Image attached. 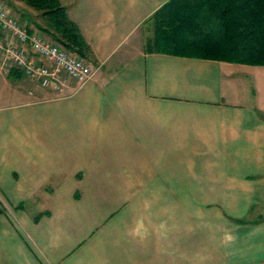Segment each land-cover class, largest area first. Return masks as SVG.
I'll use <instances>...</instances> for the list:
<instances>
[{
  "label": "crops",
  "instance_id": "0c3cea01",
  "mask_svg": "<svg viewBox=\"0 0 264 264\" xmlns=\"http://www.w3.org/2000/svg\"><path fill=\"white\" fill-rule=\"evenodd\" d=\"M60 1L96 70L0 65V264H264V64L146 50L167 0Z\"/></svg>",
  "mask_w": 264,
  "mask_h": 264
},
{
  "label": "trees",
  "instance_id": "16d2710c",
  "mask_svg": "<svg viewBox=\"0 0 264 264\" xmlns=\"http://www.w3.org/2000/svg\"><path fill=\"white\" fill-rule=\"evenodd\" d=\"M20 1L37 12L38 29L90 57L89 46L60 0ZM146 22L152 31L144 43L148 51L264 64V0H167Z\"/></svg>",
  "mask_w": 264,
  "mask_h": 264
},
{
  "label": "built area",
  "instance_id": "2783aa9c",
  "mask_svg": "<svg viewBox=\"0 0 264 264\" xmlns=\"http://www.w3.org/2000/svg\"><path fill=\"white\" fill-rule=\"evenodd\" d=\"M0 65L18 70L32 83L53 88L58 87L63 75L82 84L96 70L87 58L55 42L40 29L29 30L7 0H0Z\"/></svg>",
  "mask_w": 264,
  "mask_h": 264
},
{
  "label": "rangeland",
  "instance_id": "374dc122",
  "mask_svg": "<svg viewBox=\"0 0 264 264\" xmlns=\"http://www.w3.org/2000/svg\"><path fill=\"white\" fill-rule=\"evenodd\" d=\"M7 2L13 8H15L14 11H16L18 14L23 12V11H26L30 14H33L32 16L35 17L36 20L41 22L40 17L36 14L37 12L33 8H31L28 5H26L25 3H23L22 1H20V0H7ZM142 33H143V39L142 40H143V43H145L146 38L151 36V33H152L150 23H147L145 26H143Z\"/></svg>",
  "mask_w": 264,
  "mask_h": 264
}]
</instances>
